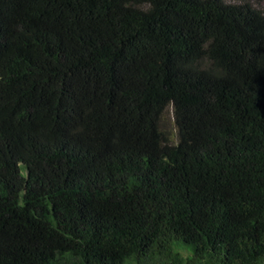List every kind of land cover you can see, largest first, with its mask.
I'll use <instances>...</instances> for the list:
<instances>
[{
  "label": "trees",
  "instance_id": "1",
  "mask_svg": "<svg viewBox=\"0 0 264 264\" xmlns=\"http://www.w3.org/2000/svg\"><path fill=\"white\" fill-rule=\"evenodd\" d=\"M0 264H264V11L0 0Z\"/></svg>",
  "mask_w": 264,
  "mask_h": 264
},
{
  "label": "rangeland",
  "instance_id": "2",
  "mask_svg": "<svg viewBox=\"0 0 264 264\" xmlns=\"http://www.w3.org/2000/svg\"><path fill=\"white\" fill-rule=\"evenodd\" d=\"M225 1L234 4H239L244 1H248L256 8L264 11V0H225ZM162 120H163L161 125L162 130H164L168 134L171 141H176L177 128L174 120V112L172 106L167 108Z\"/></svg>",
  "mask_w": 264,
  "mask_h": 264
}]
</instances>
